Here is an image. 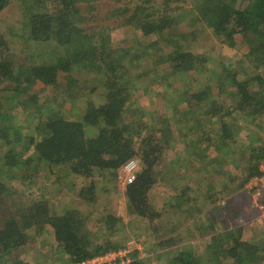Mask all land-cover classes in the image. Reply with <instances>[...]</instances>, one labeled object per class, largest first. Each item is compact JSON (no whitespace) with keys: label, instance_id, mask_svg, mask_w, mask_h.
Returning <instances> with one entry per match:
<instances>
[{"label":"trees","instance_id":"16d2710c","mask_svg":"<svg viewBox=\"0 0 264 264\" xmlns=\"http://www.w3.org/2000/svg\"><path fill=\"white\" fill-rule=\"evenodd\" d=\"M18 1L0 0V11ZM79 2L82 0H20L22 14L17 22L21 25L18 27L15 19L12 22V36H17V39L23 43L32 41L48 46L51 44L64 46L69 59L51 63L53 57L49 56L36 61L15 62L14 49L12 48V55L9 54L5 34L0 32V81L6 77L4 86H1L5 90H0V105L3 104L0 108L2 115L0 120L6 118L4 115H8V110L18 104L11 97L28 95L27 85L33 83L56 85L60 72L70 73L76 68L77 61H84L89 65L84 66L87 69L81 71L91 72L101 81L99 86L101 92L98 96L100 101L98 103L89 101L83 116L69 118L61 113V108H46L43 113L45 118L41 120L42 124L37 125L40 130L37 136L23 137L25 144L21 143V145L18 141L20 131L14 130L16 128L12 126V150L3 156L6 163H12V172L0 181V195L10 192L9 186L14 184L12 195L17 199L12 200L13 209L17 208L19 201H24L22 198L25 194L21 191L23 188L28 190L29 196L32 197L35 192L33 189L38 183L36 181L38 173L32 174L28 170L34 169L44 175L45 181L56 176L51 185L47 187L43 185L44 189L48 187L56 189L57 183L64 182L69 175H76L83 180L79 196L85 200H94L95 187L98 183L95 176L98 174L116 185L118 170L128 159L137 157L142 167L139 168L135 179L125 185L127 209L130 216L139 220L146 219L153 224L155 220L161 218V214L150 201V191L159 180L157 169L163 158V147L169 142L171 144L173 137L178 134V129L183 126L191 131L188 140L191 147L204 142L211 143L213 136L209 129L212 127L208 119H213L210 120L212 124L219 121L220 133L216 132L215 135L220 137L218 140L220 139L221 144L216 147L226 149L229 146L233 149L230 145L235 142L232 139L235 130L232 123L225 119V116L230 115L231 112L224 113L226 106L217 101L222 93H226L231 98L233 106L236 103L233 107L234 111H239L248 117L253 116V121L264 118V0L192 1L188 12H191L195 18H202L205 26L216 37L234 47L237 36L248 37L252 32L256 35L257 43L249 47L248 52L244 54L249 60H247L248 64L241 68L244 77L240 79L235 70L231 71L224 67L214 80L219 88V94L213 95L188 89L182 95L188 97L184 111L180 115L178 112L174 116H163L159 120V125L145 124L136 120L126 121L124 112L132 102L131 99L137 88L150 92L148 86H142L139 80V76L150 72L132 71L135 64L147 61V58L140 56L139 51L142 43L146 48L154 45L156 40L149 38L155 36L159 38L158 41L164 39L174 41L172 50H166L164 53L169 66H175L174 63L179 61L193 63L196 55L173 37L175 35L173 29L181 18L178 11L182 8V5L176 6L175 2L181 0H142L141 4H136L132 8L124 6L121 24L131 25L134 31L140 34L135 33L133 43L122 48V54L115 53L113 49L116 48L112 45L108 33L102 35L95 32L88 35L84 33L79 25L84 20V14L78 6ZM93 8L92 5L90 8L92 12L95 9ZM111 28L110 25L106 26V29ZM176 36L182 39L187 35L184 33ZM77 43L83 46L82 49H77L79 57L72 48V45ZM4 47L6 51L2 50ZM112 50L113 54H111ZM144 51L143 49V53ZM86 57L90 59L86 60ZM175 68L181 74L187 70L186 66H175ZM76 69H79V66ZM7 82L12 83V87L8 88ZM29 97L34 98L35 95L31 94ZM202 116L206 117L202 118ZM174 127L177 129L175 130ZM154 129L162 132L158 140L155 138ZM240 129L238 128V132ZM262 140L263 142L258 146L252 143L245 146L252 151L247 166L241 168L240 161L237 162L238 168L243 169L245 173L239 188L244 187V183L250 177L261 174L260 165L264 164L263 137ZM210 148H214L213 144ZM29 151L31 153L27 154ZM235 153L232 151L228 155L233 157ZM55 169L58 171L56 172ZM61 171L65 174H60ZM73 180L74 178L71 184L75 185ZM55 209L50 206L49 198H39L38 195L33 202L22 204L17 212L6 215L0 226V264H8V261H11L9 264L30 263L29 260H21L20 256L26 251L28 254L31 252L28 249L31 229L40 233L41 230L49 227V236L54 239L55 250L53 248L47 252L39 264H82L81 262L87 263V260L127 247L129 232L127 230L125 233L126 226L122 217L108 212L107 216L97 219V226L90 227L87 225V216L79 214L75 208L64 211ZM215 216L213 223L210 222L206 230L212 235L205 252L192 251L189 245L175 246L172 253L170 251L161 253L166 258L163 264H264V236L260 233V228H253L251 238L244 239V226L236 221L233 227L228 228V221H224L222 215L221 227L220 219ZM104 218L109 226L102 232L100 223ZM231 218V215H226L225 219ZM114 234L118 236L117 240L110 237ZM177 237L178 234L176 237L173 236L171 241H179ZM169 241L170 239L167 242ZM167 242H160L158 248ZM42 245H45V242L40 246ZM48 255L52 260L47 261ZM136 255L137 250L133 257ZM102 264L109 263L105 261ZM125 264L146 263L134 259Z\"/></svg>","mask_w":264,"mask_h":264},{"label":"rangeland","instance_id":"374dc122","mask_svg":"<svg viewBox=\"0 0 264 264\" xmlns=\"http://www.w3.org/2000/svg\"><path fill=\"white\" fill-rule=\"evenodd\" d=\"M192 1L181 0V2H175L176 6L182 5V8L178 11L181 18L176 28L173 29L175 35L171 36L178 39L189 51L196 55L193 63H187L186 61L174 63L175 66L187 67L183 74L179 73L175 66H169L164 53L166 50H172L174 42L172 39L158 41L159 38L152 36L149 40L156 41L149 48H146L145 44L142 43L139 54L141 57L147 58V61L135 64L132 71L135 73L150 72L139 76L140 84L148 86L150 92H144L141 88H137L134 91L132 102L124 112L126 121L136 120L145 124L158 123L159 125V120L163 116H174L178 112V115H180L187 106L186 100L188 97L185 98L182 95L188 89H193L196 92L204 91L213 95L219 94V88L214 80L217 79L224 67L229 68L231 71L235 70L238 78L244 77L241 68L248 64L249 61L244 54L248 52L249 47L256 45V35L252 32L249 33L248 37L239 35L236 37V45L234 47L230 46L221 38L216 37L205 26L202 18H195L191 12H188ZM187 2L188 4H186ZM141 3L142 0H82V2L78 3V6L82 14H84V20L79 25L83 28L86 35L93 32L99 35L108 33L112 45L116 48L113 50L116 51V54H122V48L131 46L135 33H137L131 25L121 24V21H123L122 9L124 6L132 8L136 4ZM92 5L95 8H93V12L90 9ZM20 8L19 0L0 11V32L5 34L7 49L9 48L7 51H10L9 54L12 55V48L14 49L13 56L15 59L13 60H16L15 62H19L18 60L30 62L51 56L53 57L51 63H57L62 59H69V54L64 46L55 44L48 46L32 41L23 43L20 39H17V36H12V22L15 21L18 27L21 25V23L17 22L22 14ZM108 25L112 28L106 29ZM184 33L187 35L186 38L183 37L181 39L176 36ZM137 34H140V32ZM86 38L88 39V37ZM82 47L78 43L72 45L73 51L78 57L77 49H82ZM5 48L2 50L4 51ZM143 49L145 50L144 53ZM113 50L111 54H113ZM85 59L89 60L90 58L86 57ZM77 66H79V69H76ZM84 66L89 65L84 61H77L76 68L70 73L60 72L56 85H45L41 82L33 83L30 86L27 85L28 95L23 94L11 97L18 104L8 110V115H4L6 118L0 120V153L2 150L0 154V181H2V178L8 177V173L12 172V163H6V160L3 159V156L12 150V126L16 128L14 130L18 129L20 131L18 135L20 137L18 139L20 145L21 143L25 144L23 137L37 136L39 130L37 125L42 124L41 120L45 118L43 113L46 108H61L63 115L75 118L83 116L87 106H89V101L92 103L100 101L98 96L101 92L99 88L101 81L91 72L81 71L87 69ZM5 80L6 77L0 81V90L2 89L1 86H4L3 82ZM6 84L8 88L9 86L12 87V83L7 82ZM31 94H34L35 97H29ZM217 101L226 106L223 110L224 113L227 111L231 112L230 115L225 116V119L232 123L233 130H235L232 136L235 142L230 145L233 149L229 148V146L230 150L228 148L222 149L223 158H228L227 162H229L226 169L236 174L231 181L228 180L227 176H220L221 167H216L214 163L207 166L205 172L201 171V167H206L208 162L213 159V156L217 155L216 145L221 144L219 142L220 139L218 140L220 137L215 135L216 132L220 133L219 121H215L212 124L210 120L213 119H208V123L212 127L208 128L213 136L211 143L204 142L196 146L191 145L190 147L188 140L191 137V131L180 125L179 127L181 128L178 129V134L176 133V136L173 137L171 144L169 142L163 147V158L157 169L159 180L150 191V201L161 214V218L155 220L153 224H150L146 219L139 220L128 213L125 197L126 183L120 170H118L116 185L113 181L104 179L97 174L95 178L98 183L95 187L94 200H85L79 196L83 180L77 178L76 175L67 176L64 182H55L57 183L56 189L51 187L44 189L43 185H46V187L51 185L56 176L54 175L51 179L45 181L42 173L31 169V171H28L32 174L38 173V179L36 180L38 183L33 189L35 191L33 192L34 195L30 197L28 190L23 188L21 191L25 194V197L22 198L24 201H19L17 208L13 209L12 200L17 198L12 195V185L14 189L15 186L10 184V192L0 195V226H2L6 215H12L14 211L17 212L22 204L33 202V199L38 195L39 198H49L50 206L55 207V210L64 211L68 208H75L79 214L87 216V225L90 227L96 225L97 219L107 216L109 212L112 215L122 217L126 226L125 233L127 230L129 232L127 247L116 249L113 252L115 254L109 258L112 260L111 264H124L134 259L143 260L146 264H163L166 258L161 253L164 251L171 252L175 246L180 245H189L192 251L198 253L205 252L212 235L211 232L207 233L206 230L210 222L213 223L215 215V217L220 219L221 227L223 226L222 215L224 221H228V228L233 227L236 221L244 226V239L251 238L254 232L253 228H260L259 231L264 236V222L260 223L259 219L261 217L254 218L256 214L255 206L252 204L254 192L245 187L247 181L244 183V187L239 188V184L243 182L242 180L245 177V173L241 168L248 165L249 157L252 154V151L245 148V146L251 143L254 146H258L263 142L264 118H262L263 121L261 118L253 121V116L248 117L239 111H234L233 107L236 103L233 106L231 98L226 93H222ZM2 107L3 104L1 103L0 108ZM1 117L2 115H0ZM205 117L202 116V118ZM238 128H241L239 132ZM174 129L176 130L177 128L174 127ZM153 131H155L156 136H154L158 140L162 132L156 129ZM183 141L186 142L183 143ZM211 144H213L214 148H210ZM232 151L236 152L235 156L229 159L230 156L228 154ZM29 153L31 151L27 154ZM137 159L140 161L139 158ZM239 161L241 168L237 166ZM140 167H142L141 161ZM55 171L57 172L58 170L55 169ZM60 174L64 175L65 173L61 171ZM68 174L69 172L66 173V175ZM236 176L238 177L236 178ZM73 178L75 185L71 184ZM69 179L71 180L68 182ZM20 182L23 183L21 179ZM224 182H230L228 184L230 189L223 192ZM217 208L218 212L216 213ZM226 215H231L232 218L225 219ZM100 224L102 232L109 226L105 218ZM98 231L99 229H97ZM29 232L32 234L28 247L31 252L29 254L27 251L24 252L20 259L29 260V264H39L47 252H50L53 248L55 250L54 239L49 236V227L41 230L40 233L35 229H31ZM106 233L109 234V232ZM177 234L179 241H171V238L173 236L176 237ZM110 237L113 240L118 238L115 234ZM169 239L170 241L167 242ZM162 241L167 243L158 248L159 243ZM43 242H45V245L40 246ZM135 250H137V255L133 257ZM121 252L123 254L126 253V262L121 261L119 255ZM46 259L47 261L52 260L50 255ZM99 260L95 259L93 261L92 259L90 261L95 263ZM107 261L110 264L111 261ZM86 262L89 264V260ZM9 263L11 261H8Z\"/></svg>","mask_w":264,"mask_h":264},{"label":"built area","instance_id":"2783aa9c","mask_svg":"<svg viewBox=\"0 0 264 264\" xmlns=\"http://www.w3.org/2000/svg\"><path fill=\"white\" fill-rule=\"evenodd\" d=\"M140 168V161L137 158H130L128 159L120 168V172L122 174V177L125 181L126 184L131 183L138 172ZM260 170L261 174L260 175H254L249 178V180L246 183L247 188L250 189V191L254 192V205L258 207L261 210V219L259 221L263 222L264 221V164L260 165ZM115 253L111 252L109 254H106L104 256H99L95 259H100L98 262H91L89 261V264H102L104 261L110 260V264L112 263V260L109 259L111 255H114ZM121 261L126 262L125 256L126 253H119ZM114 261V260H113ZM108 262V261H107ZM82 264H87V263H82ZM125 264V263H124Z\"/></svg>","mask_w":264,"mask_h":264},{"label":"crops","instance_id":"0c3cea01","mask_svg":"<svg viewBox=\"0 0 264 264\" xmlns=\"http://www.w3.org/2000/svg\"><path fill=\"white\" fill-rule=\"evenodd\" d=\"M216 149V152H217V155H214L213 156V159H211V161H209L208 162V164L206 165V167L205 166H203V167H201V171H203V172H205V170H206V168H207V166H209L210 164H212V163H214V164H216V167H218V166H220L221 168H223V169H221L220 168V176H224V177H228V180L229 181H231L233 178H235V175L236 174H234L233 172H230L228 169H226V167H227V164L229 163V162H227V160H228V158H223V156H224V153H223V148L222 149H220V148H218V147H216L215 148ZM222 153H223V155H222ZM229 159H231V157L229 158ZM234 164V163H233ZM219 168V167H218ZM238 176H236V178H237ZM235 181H236V179H235ZM248 181V180H247ZM230 183V182H229ZM228 182L227 183H225L224 182V185H223V192L224 191H227V190H229L230 189V186L228 185L229 184ZM247 183V182H246ZM246 183H245V187L247 188V186H246ZM189 197L191 198V196L189 195ZM252 204L254 205V199H252ZM255 206V205H254ZM258 207H256L255 206V209H256V214H255V216H254V218H259V217H261V210L258 208Z\"/></svg>","mask_w":264,"mask_h":264}]
</instances>
